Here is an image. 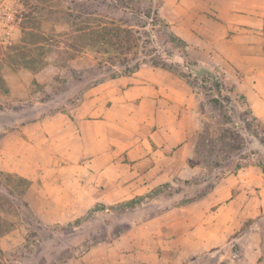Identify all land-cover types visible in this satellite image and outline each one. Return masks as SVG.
<instances>
[{
    "label": "crops",
    "instance_id": "crops-1",
    "mask_svg": "<svg viewBox=\"0 0 264 264\" xmlns=\"http://www.w3.org/2000/svg\"><path fill=\"white\" fill-rule=\"evenodd\" d=\"M160 14L197 62L220 67L238 83L264 122V0H163ZM32 103L14 109L11 127L0 137V170L31 182L25 200L49 224L99 204H120L125 195L151 193L178 176L191 139L207 126L187 80L149 66L82 90L74 102L56 94ZM255 168L223 178L207 196L183 207L195 214L181 219L184 230L172 225L164 247L157 241L155 251L128 252L121 239L65 264H184L208 255L235 232L229 222L237 208L243 205L242 215L251 216L253 200L243 198L253 186L248 175L264 180L260 168V175L250 171ZM258 204L264 211V197ZM173 245L179 250L166 256Z\"/></svg>",
    "mask_w": 264,
    "mask_h": 264
},
{
    "label": "rangeland",
    "instance_id": "rangeland-1",
    "mask_svg": "<svg viewBox=\"0 0 264 264\" xmlns=\"http://www.w3.org/2000/svg\"><path fill=\"white\" fill-rule=\"evenodd\" d=\"M161 1L141 0L133 4L122 0H0V137L11 127L16 116L14 109L56 94L74 102L95 81L115 73L121 75L125 65H132L135 56L129 55L130 60L124 62L112 46L95 44V29L132 28L139 38L137 57L142 68L152 67L151 62L158 60L183 63L182 53L170 43L171 29L160 24L155 15L162 8ZM136 7L140 11L132 10ZM234 84L238 88V83ZM197 88L201 116L207 126L191 139L187 163L177 168L178 176L153 190L161 189L157 195L147 197L152 191L135 196L145 199L126 213L107 209L82 227H67L87 215V210H80L71 220L49 224L43 213L32 211L26 202V185L12 176L15 174L0 170V264L75 263L89 251L110 247L121 239L127 243L128 252L144 247L155 251L156 244H163L174 227L184 230L181 219L195 212L183 207L204 198L220 182L222 173L234 165L236 157L264 161V132L260 127L246 129L245 107L236 102L214 106L209 102L215 97L210 85L199 81ZM62 108L56 107L54 112ZM223 129L239 134V139H244V149H219ZM250 171L259 175L261 172L259 168ZM248 176L252 177L253 186L247 188L243 198L253 200L249 207L251 216L242 215L243 205L240 210L237 208L235 218L229 222H234L236 230L228 241L206 252L208 255L189 258L184 264H264V211L258 204L264 197V180L255 174ZM131 197L135 198L134 194L125 195L124 202ZM50 216L54 220L55 211ZM177 249L173 245L170 250L158 251L171 256ZM93 258L99 257L94 254Z\"/></svg>",
    "mask_w": 264,
    "mask_h": 264
},
{
    "label": "trees",
    "instance_id": "trees-1",
    "mask_svg": "<svg viewBox=\"0 0 264 264\" xmlns=\"http://www.w3.org/2000/svg\"><path fill=\"white\" fill-rule=\"evenodd\" d=\"M141 0H122V2H131L133 4H138ZM163 6V1H161L160 8ZM133 11H138L139 8L132 9ZM160 10V9H159ZM157 10L155 13L156 17L159 16V23L163 24L166 29H170V25L166 20L161 16L160 11ZM140 11V10H139ZM160 14V15H159ZM157 25V24H154ZM93 34H96L95 44H107L112 46V49L117 51L118 56H122L124 62L130 60L129 55L135 56L132 65H125L123 74H132L142 68V65L137 57V50L139 48V38L136 37L135 31L132 28L124 27H108L104 26L101 29H95L92 31ZM170 43L173 44L179 52L182 53L181 58L184 60L183 63L170 64L169 62H162L161 60L151 62L152 67L161 68L167 70L181 78L187 80L191 85L193 92L198 100H200V93L198 91L199 81L207 83L210 85V91L215 94V97H211L209 102L214 106H221L223 103L231 104L236 102L240 106H244L246 112L244 113V123L245 127L248 130H251L255 127H260L261 131L264 132V122H262L252 111L251 106L247 100L246 95L242 90L235 86L234 81L231 80L226 73L218 66H206L201 65L195 59L191 58L189 52V44L175 35L173 32L168 35ZM120 76L119 73H115L109 77H103L98 81L89 85L88 88L101 84L107 80L116 79ZM232 84V85H231ZM234 95H236L234 97ZM224 117L229 121L228 114H224ZM244 139L240 137L239 134L230 131V129H223L219 137V149H227L234 152H239L244 149ZM264 144V138L261 140ZM217 150V149H216ZM221 152V151H219ZM255 166L260 168L264 173V161H249L246 157L239 156L234 160V165L230 169H226L222 175L218 178L221 180L228 177L229 175L236 174L238 171L243 168ZM17 177L21 182L26 185V191L29 189L31 182L21 178L17 175H12ZM165 186H170V183H166ZM214 186L211 187L210 192L213 190ZM161 189L153 191L147 197H151L152 194L157 195ZM25 193V192H24ZM209 194V193H208ZM207 196V195H206ZM145 199V197H135L131 200L122 202L120 204L107 207L106 205L99 204L94 208L88 211L87 215L83 218L77 219L75 222L67 225V227H82L85 222L88 221L92 216L104 212L107 209L113 210L115 213H126L137 206H140V203ZM186 200L185 202H187ZM222 262L220 264H225Z\"/></svg>",
    "mask_w": 264,
    "mask_h": 264
}]
</instances>
